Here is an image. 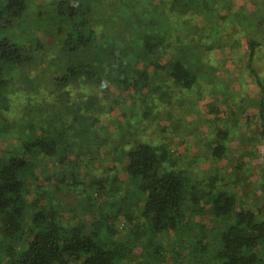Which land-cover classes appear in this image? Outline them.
I'll return each mask as SVG.
<instances>
[{
    "label": "trees",
    "instance_id": "16d2710c",
    "mask_svg": "<svg viewBox=\"0 0 264 264\" xmlns=\"http://www.w3.org/2000/svg\"><path fill=\"white\" fill-rule=\"evenodd\" d=\"M249 1V6L263 11L246 6L230 10L226 0H0V110L9 109L6 100L13 83L32 82L38 68L51 76L64 106L55 110L52 122L46 120L50 123L39 135L20 137L13 152L0 148V264H129L142 239L152 249V263L134 264H156L163 249L156 238L165 232L179 238L184 232L196 239L202 230L189 227L186 213L207 207L216 225L226 226L209 244L196 239L193 261L184 264H264V217L247 207L237 209L236 193L213 189L212 179L200 194L197 185L186 184L178 172L160 171L162 164L172 163L168 149L163 143L134 138L143 130L140 124L146 118L141 113H149L143 104L151 92L161 91L166 80L193 89L202 58L206 59L201 46L224 45L238 34L247 42L245 68L254 76L259 95L255 114L247 121L256 120V132L264 140V85L253 68L261 45L257 38H264V0ZM197 16L212 31L217 26L211 19L223 21L215 30L218 42L210 33L197 36ZM110 87L133 90L125 106L142 102L136 131L119 129L116 142L106 149L110 158L117 156L122 163V178L96 174L89 156L92 137L99 149L104 141L89 123L91 116L96 118L94 111L102 112L103 104L110 102L111 114L119 112L124 118L127 113ZM143 89L150 92L144 95ZM228 135L227 129L217 132L215 158L224 155ZM54 158L66 169L83 164L91 193H100L109 212L87 223L63 226L50 210H36L22 174L28 162ZM118 210L134 219L129 236L122 238L116 225ZM171 256L183 264L178 253Z\"/></svg>",
    "mask_w": 264,
    "mask_h": 264
},
{
    "label": "rangeland",
    "instance_id": "374dc122",
    "mask_svg": "<svg viewBox=\"0 0 264 264\" xmlns=\"http://www.w3.org/2000/svg\"><path fill=\"white\" fill-rule=\"evenodd\" d=\"M226 1L225 7L230 10L246 6L247 9L263 11V7L249 6L251 2L249 0ZM238 17L234 15L233 19L238 20ZM210 22L216 24V29L223 25L221 20L211 19ZM195 24V33L199 38L210 33V38L218 42L220 34L215 31L216 29L212 31L209 26L206 27L208 24L201 16L195 18ZM213 32L219 35H214ZM251 32L248 29L247 33ZM236 36L229 38L224 45L219 44L220 46L211 49L208 46H201L206 49L204 52L206 59L202 58L204 62L199 67L197 82L193 89H184L172 84L171 80H166L161 83L163 85L161 91H152L143 104L149 112L148 115L141 113V116L146 118L140 124L143 130L137 132L135 135L137 137L134 138L153 144L163 143L168 149L169 160L172 163L162 164L160 171L170 168L178 172L186 184H196L200 194L208 190L212 179L213 189H225L236 193L237 209L247 207L264 217V140L256 132L258 131L256 120L247 121L249 115L255 114L259 95L253 81L254 76L245 68L248 58L247 42L243 35ZM257 39L261 45L256 48L253 68L264 85V38L259 35ZM220 42L222 43V39ZM37 70V75L32 82H26L27 85L22 81L13 83V90L6 100L9 109L0 110L2 149L13 152L14 143H17L20 137L25 134L39 135L43 132L42 126L50 123L46 120L51 121L55 110L64 107L56 97V85L51 76L39 72V68ZM110 88L118 97L119 105L124 107L127 113L124 118L120 117L119 112L111 114L112 110L107 111V107H111L110 102L103 104L102 112L94 111L93 115L96 118L91 116L89 123L94 130H98L104 141L99 149L95 144L97 138L92 137L90 143L92 151L89 156L97 166L94 168L92 166L96 174H103V171L107 175L122 178V163L117 156L110 158L106 149L116 142L118 135L115 132L119 129L136 131L135 117L142 111V102L136 101L125 106L132 97L133 90ZM149 92L147 89L142 90L144 95ZM40 114L41 120L38 117ZM67 115L71 116L70 113ZM128 120H131V124L126 126ZM91 122H96V125ZM223 129L229 132L224 141L226 150L222 157L215 158L212 155V147L217 139V132ZM132 138L128 137L129 140ZM22 179L29 191L27 198L36 200L35 209L50 210L57 222L63 226L87 223L104 212H109L100 193H91L90 175L83 164L79 166L70 164V169H66L55 158L39 159L35 163L30 161L22 174ZM186 215L191 220L189 227L196 232L202 230L196 239L200 238L206 244H209L226 226L216 225L208 212V207L199 213L190 209ZM133 221V218L125 217L124 211L118 213L116 225L121 238L129 236L128 231L132 228ZM196 239L188 238L184 232L179 238H175L172 232L161 234L155 241L163 247L162 259L156 264H179L174 260L176 258H172L173 252L179 254L183 264L192 262V254H195L192 247ZM151 251L146 240L142 239L140 244L133 248L129 264H134L135 261L152 263L149 261Z\"/></svg>",
    "mask_w": 264,
    "mask_h": 264
},
{
    "label": "crops",
    "instance_id": "0c3cea01",
    "mask_svg": "<svg viewBox=\"0 0 264 264\" xmlns=\"http://www.w3.org/2000/svg\"><path fill=\"white\" fill-rule=\"evenodd\" d=\"M260 54V53H259ZM246 64V63H245ZM257 123V122H256Z\"/></svg>",
    "mask_w": 264,
    "mask_h": 264
}]
</instances>
